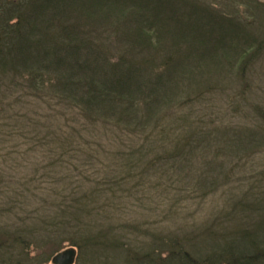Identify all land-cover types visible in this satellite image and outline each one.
Wrapping results in <instances>:
<instances>
[{"label":"rangeland","instance_id":"rangeland-1","mask_svg":"<svg viewBox=\"0 0 264 264\" xmlns=\"http://www.w3.org/2000/svg\"><path fill=\"white\" fill-rule=\"evenodd\" d=\"M230 1L241 5L238 8L240 19L250 18L252 32L264 37V0ZM64 20L60 15L46 20L43 25V35L49 36V42L53 40L51 43L57 48L65 39ZM11 21L14 22L13 19ZM106 26L102 23L92 25L93 36L101 47L110 42V49L106 48V51L113 53V46L116 42L122 45L120 39L123 38L114 34L105 37L104 33L108 32ZM73 29H76L74 25ZM12 37V34H4L0 30V197L7 199L6 208L15 205L12 213L3 214H14L18 221L28 217V224L37 234L52 238L53 234L49 232L56 228L51 226L48 229L50 220L61 212L58 200L68 193L66 204L74 199L73 206L67 207L61 215L66 218L68 212L75 210L78 220L74 223L80 227L72 228L75 236L103 228L108 236L113 237L112 240L123 244L129 242L134 248L148 246L155 234L172 233L184 237L195 227L203 225L213 224L217 234L232 225L243 224L253 230L261 227V211L257 203L261 192L264 194V187L256 185L253 194L256 201L249 213L242 212L238 206L237 213L233 215L231 208L232 200L251 191L248 183L264 179V49L262 57L248 61L246 70L250 69V72L244 79L245 84H239L238 80L229 84L225 78L220 80L217 76L216 71L225 68L224 63L217 60L228 57L234 62L230 59L232 50L226 47L218 49L222 44L217 41L213 44L217 46L211 51L213 58L210 59L217 61L216 64L205 65L191 57L188 63L178 61L176 71L186 63L193 66L196 77L198 70L209 78L211 85L209 91L193 95L199 90L198 85L193 84L192 93L187 94L189 102L171 110L179 119V129L183 125L197 133V136L192 134L190 143L193 144L192 154L196 155V161L193 159L195 162L191 165H179L167 174L157 167L156 174L154 172L147 180L146 176L128 170V155H125L130 151L128 139L117 137L123 134L114 133L110 124L94 123V117L84 118L74 103L61 98L63 95L56 90L60 71L47 76L56 89L40 82L45 71L37 67L39 64L43 66L38 59L47 56L46 50L30 48L24 40H19L20 53L16 54L18 43L13 49L8 46V43L14 45L15 38ZM57 37L62 42L56 45L53 38ZM160 56L161 60L167 55L163 53ZM153 62L151 54L149 63ZM151 74L155 80L167 79L162 75L157 79L159 73L154 71ZM184 83L186 79H179L178 87ZM177 148L182 147L171 143L159 148L158 152H176ZM151 155L152 160L155 154ZM146 165L151 163L142 159L141 173L151 171ZM124 172H129L127 177ZM223 175L226 176L223 185L232 178L223 190L219 188L216 194L208 195H203L202 190L197 191L196 186L203 176L204 179L207 176L221 178ZM245 181V190L235 188L236 184ZM67 183L72 189L64 190ZM228 211L227 215L225 212ZM262 233L264 231L254 236L260 237ZM200 238L204 251L212 241L204 235ZM198 243L194 241V244ZM70 246L73 245L65 240L58 251ZM73 247L77 250L73 264H103L100 259L105 256L108 262L105 264L123 262L116 249L93 251L83 248L81 251ZM53 248L47 244L43 254L37 251L38 257L31 256L36 250H31L25 257L20 253V246H14L8 256H18L22 259L20 264H39V260L45 258L46 264H52L51 257L58 252Z\"/></svg>","mask_w":264,"mask_h":264},{"label":"trees","instance_id":"trees-1","mask_svg":"<svg viewBox=\"0 0 264 264\" xmlns=\"http://www.w3.org/2000/svg\"><path fill=\"white\" fill-rule=\"evenodd\" d=\"M230 2V0H0V30H3L4 34H12V38H15L13 46L8 43L12 49L19 40H24L30 48L46 50L47 56L38 59L43 66L39 64L37 67H42L48 75H41L40 82L48 83L49 88L56 89L47 76L60 71L61 78L57 79L56 90L63 95L61 98H67L74 103L84 118L94 117V123L110 124L114 128V133L123 134L117 135L118 138L128 139L130 151L128 154L122 153L128 155L126 160L128 170H133L132 167L140 169L142 159H147L151 165L145 167L150 168V172L156 174V168L160 167L162 173L167 174L168 171L179 168V165H191L196 161L194 158L196 155L192 154L193 144L190 143L192 136H197V133L187 130L183 125L182 129H179V119L171 110L189 102L187 94L192 93L190 90L193 84H197L199 89L193 95L205 93L211 87L209 78L203 76L201 71L197 70L196 77L193 66L183 63L180 70L176 71L178 61L185 60L188 63L191 57L209 66L222 61L225 68L215 70L219 79L225 78L229 84L237 80L239 84H245L244 79L250 72V69L246 70L248 61L253 62L257 57L263 56L261 52L264 49V37L252 32L250 18L240 19L238 8L241 5ZM60 15L64 16L66 21L63 31L65 39L62 42L59 37L53 38L56 45L62 42L57 48L51 43L53 40L49 42V36L43 35V25L46 24V20L56 19ZM99 23L107 24L108 32L104 33L105 37L114 34L124 40L123 43L120 39L122 45L116 42L113 53L106 51V48L110 49L108 46L110 42L101 47L96 41L97 38L93 36L94 28L91 26ZM73 25L76 29L72 30ZM18 37L19 39H16ZM215 41L222 44L218 49L226 47L232 50L233 55L230 59L234 62L228 60V57L210 61L213 58L211 51L217 46L213 45ZM19 45L20 43L17 44L16 54L19 52ZM150 50H153L152 53ZM163 53L167 56L160 60L159 57ZM151 54L153 63H149ZM152 71L159 73L156 75L157 79L161 75L167 79L155 80ZM181 78L186 79V83L178 87ZM243 84L242 86H245ZM163 106L164 110H161ZM171 143H176L182 148H177L176 152L167 150L163 154L158 152L159 148L169 146ZM149 154H155L152 160ZM128 173L124 172L125 177ZM203 177L196 186L197 191L204 192L203 195L216 194L219 188L223 190V186L232 180L227 179L223 185L225 175L221 178ZM263 182L264 179H257L255 183H248L251 191L232 200L233 215L237 213L238 206L244 213L252 210L256 201L253 197L256 185L264 187ZM246 183L247 181L238 183L235 188L245 190L243 185ZM67 184L64 190L72 189L69 183ZM206 191L209 193H205ZM67 194L58 200L61 212L73 206L74 199L72 203L66 204ZM6 204L7 199L1 196L0 262L4 261L5 264L7 262L20 264L22 261L18 256H15V259L8 256L11 255L10 251L14 246H20V253L25 257L31 250H36L32 251L31 256L38 257L37 251L43 254L45 252L43 248L47 244L58 251L65 240L81 251L83 248L93 251L116 249L122 256L121 264H264V233L260 237L254 236L264 231L263 192L260 194V202L257 203L262 223L256 230L241 224L227 227L217 234L213 224L203 225L195 227L184 237L172 233L155 234L152 243L145 247L140 245L138 248L132 247L129 242L123 244L112 240L113 237L108 236L103 228L88 230L87 233L75 236L72 228H80L74 223L78 220L74 215L75 210L68 212L66 218L60 212L50 220L48 229L51 226L56 228L49 232L53 234L52 238H49V235H39L28 224V217L18 221L14 214L11 216L3 214L12 213L11 210L15 206L6 208L8 207L4 206ZM225 213L228 215L229 211ZM215 222L216 219L213 223ZM202 235L212 241L209 248L204 251L200 245ZM194 241L199 243L194 244ZM46 262L47 258L39 260V264ZM105 262L106 256L103 260L100 259V263Z\"/></svg>","mask_w":264,"mask_h":264},{"label":"water","instance_id":"water-1","mask_svg":"<svg viewBox=\"0 0 264 264\" xmlns=\"http://www.w3.org/2000/svg\"><path fill=\"white\" fill-rule=\"evenodd\" d=\"M76 248L73 246L64 248L56 252L51 257L52 264H73L76 257Z\"/></svg>","mask_w":264,"mask_h":264},{"label":"bare ground","instance_id":"bare-ground-1","mask_svg":"<svg viewBox=\"0 0 264 264\" xmlns=\"http://www.w3.org/2000/svg\"><path fill=\"white\" fill-rule=\"evenodd\" d=\"M132 169H133L134 171L138 172L140 175H144V176H146V177H147V178H146L147 180H148L149 177H151L152 175H154L152 172H150V171H148V170H144L143 173H141V172H142V169H139V168H133V167H132Z\"/></svg>","mask_w":264,"mask_h":264}]
</instances>
